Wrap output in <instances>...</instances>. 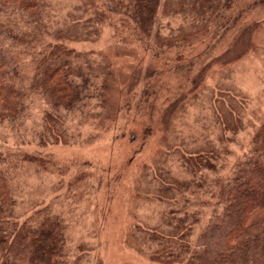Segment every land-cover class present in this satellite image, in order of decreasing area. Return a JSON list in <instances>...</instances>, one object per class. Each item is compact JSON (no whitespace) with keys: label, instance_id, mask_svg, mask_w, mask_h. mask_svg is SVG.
<instances>
[{"label":"rangeland","instance_id":"obj_1","mask_svg":"<svg viewBox=\"0 0 264 264\" xmlns=\"http://www.w3.org/2000/svg\"><path fill=\"white\" fill-rule=\"evenodd\" d=\"M50 1V43L62 37L112 76L105 105L85 101L50 128L44 118L51 110L34 97L24 124L0 125L8 152L35 160L19 170V213L61 217L70 264H151L159 250L149 236H161L164 215L194 203L197 192L166 199L160 186L216 178L205 169L192 175L183 157L215 152L227 179L264 125V0H232L202 35L184 21L187 8L162 0L152 38L143 41L121 27L123 15L110 14L111 0ZM97 13L107 19L99 38L87 26Z\"/></svg>","mask_w":264,"mask_h":264},{"label":"trees","instance_id":"obj_2","mask_svg":"<svg viewBox=\"0 0 264 264\" xmlns=\"http://www.w3.org/2000/svg\"><path fill=\"white\" fill-rule=\"evenodd\" d=\"M231 2L166 0L170 7L187 8L182 12L184 21L195 35H202L201 29L209 22L223 20ZM161 4L162 0H111L109 5L110 14L128 20L121 25L124 30L130 28L140 39H151ZM51 5L50 0H0V125L24 124L34 97L42 98L54 115L47 112L44 118L50 128L53 118L75 113L85 101L96 98L106 103L110 67L69 50L61 32L53 37L55 41L59 36L57 44L50 43ZM91 18L87 26L92 25L91 34L99 38L106 16L97 13ZM227 22L218 33L227 29ZM95 68L104 75L101 80ZM1 141L0 264H70L64 220L47 211L33 210L28 216L19 213V170L34 165V158L8 152ZM215 154L183 157L192 175L202 169L214 173L211 184L201 179L191 183L173 179L158 189L166 199L172 192L180 196L191 189L197 192L194 203L184 200L164 215L161 236H149L148 244L159 250L152 252L151 264H264V125L227 179L220 178ZM201 196H207V201ZM206 211L210 212L207 220Z\"/></svg>","mask_w":264,"mask_h":264}]
</instances>
